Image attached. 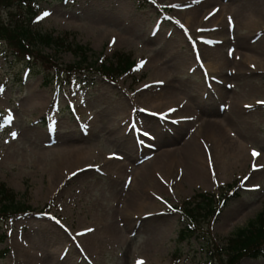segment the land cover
<instances>
[{
  "label": "rangeland",
  "instance_id": "374dc122",
  "mask_svg": "<svg viewBox=\"0 0 264 264\" xmlns=\"http://www.w3.org/2000/svg\"><path fill=\"white\" fill-rule=\"evenodd\" d=\"M219 1H42L30 29L71 44L42 47L61 68L47 84L45 64L27 75L0 40V184L37 210L0 218V264H209L206 239L178 241L185 202L227 185L241 193L210 219L222 245L263 211L264 0H225L223 13ZM17 12L1 8L0 21L27 26ZM119 53L131 54L134 71L67 75L84 55L101 65ZM217 126L226 138L211 143ZM160 143H174L178 157L194 152L205 176L137 159ZM239 264H264V255Z\"/></svg>",
  "mask_w": 264,
  "mask_h": 264
},
{
  "label": "trees",
  "instance_id": "16d2710c",
  "mask_svg": "<svg viewBox=\"0 0 264 264\" xmlns=\"http://www.w3.org/2000/svg\"><path fill=\"white\" fill-rule=\"evenodd\" d=\"M46 1H67V0H0V9L3 7L11 8L16 6L18 9V16L22 17V22L26 21L27 26L19 27L17 23L14 24V20L9 23L0 21V40L6 42L5 55L9 62L19 63L21 67H24L26 74L28 70H33V67L41 62L48 68V74L45 76L46 84L51 74L61 73V68L58 63L52 59V55L45 54L43 46H52L56 52L63 49H69L70 43L64 38H54L52 33L43 34L41 31L34 32L30 29L32 18L39 12L41 8L38 5ZM71 2L76 0H70ZM23 12V15H22ZM16 14L15 12L13 15ZM11 15V16H13ZM24 16V17H23ZM26 19V20H25ZM77 50L83 52L82 46ZM131 56V55H130ZM129 56V54H117L116 61H102V64L97 62L89 63L88 59L84 55L78 63L70 65L66 68L69 72L67 75H82L88 77L90 69H94L99 75H103L113 80L116 74H122L134 68L135 61ZM108 62V64H106ZM67 78V77H66ZM59 88L64 84L60 82ZM2 113L0 112V116ZM226 192L218 196L210 194L208 192L193 197L192 201L188 200L185 207L180 208L181 221L185 223L184 227L179 231V242L190 241L193 237H203L207 240V247L205 255L208 257L209 264H239L240 260L244 257H253L258 259L264 255V209L258 214V216L250 220L246 227L239 229L234 236L229 238L226 245L216 243L212 240L210 234V219L215 215V212L219 208L225 205L228 199L240 195L241 193L234 190V186L227 185ZM37 211L28 206L25 202H20L16 199V193L7 187L4 182L0 184V218L6 221L8 217L13 215L22 214L23 212L34 213ZM41 212L43 210L41 209ZM4 218V219H3ZM207 220V221H206ZM6 233L3 232V236L0 241H4ZM9 249L5 248L3 252L5 254Z\"/></svg>",
  "mask_w": 264,
  "mask_h": 264
},
{
  "label": "bare ground",
  "instance_id": "6f19581e",
  "mask_svg": "<svg viewBox=\"0 0 264 264\" xmlns=\"http://www.w3.org/2000/svg\"><path fill=\"white\" fill-rule=\"evenodd\" d=\"M221 4H220V9L222 10V13L225 12L226 8L227 10L229 9V7L227 6V4L225 3V0H221L219 1ZM220 19H218L217 23L219 25V23L221 22ZM189 21V20H188ZM188 21L187 24L188 26L192 25V23H189ZM248 23H252L251 21V18H249V21H247ZM220 27H224L223 25H219ZM193 28V26H191ZM200 30L202 31H205L207 32L208 29L205 30V28L203 27H199ZM210 30V29H209ZM244 44V42H243ZM157 63H160L161 66H163V68L165 69L166 67L164 66L165 62L164 61H159ZM208 66L206 65V69H215V63H213L212 61H208ZM145 109L148 108L150 109L151 111H157V109L155 107H148V106H145L144 107ZM205 108V111L206 112H210L211 109H208L204 106ZM215 127V126H214ZM222 132H224V128L223 127H220V126H217L216 128H213L211 129L210 132H207L206 133V137L208 138V141H210L211 143L212 142H216V141H219L221 140L222 138H226L224 136V134H222ZM231 142L234 143V146L233 148L235 149L236 151V158L238 160H242V159H246V156H245V147H242V144H240L236 139L234 140H230ZM175 147H174V143H160L159 146H154L152 147V149H148V150H139L137 149V154L138 155L139 153L143 154V155H139L137 159H142V161H147L149 162H152L155 164L156 168L158 170L160 169H163V170H168L172 167H178V169L180 171H182V168L184 169L182 172H184V174L186 175L185 178L186 179H190L191 177H201L203 178L206 174V170H204L205 168L207 167H204L200 168V165H199V160H198V156H195L194 157V152L193 154L191 153V156L190 157H186L189 152L186 154H183L181 155L180 157H178L176 151L174 150ZM65 152V150H64ZM210 152L206 151L205 152V158H207L205 160V165L207 166V162H208V156H210ZM82 158H84V156H82ZM181 164H182V167H181ZM83 167V166H81ZM209 170V169H208ZM64 171V168L62 169V172ZM214 172H211V170L209 171V174L211 177H213V174ZM217 173V172H215ZM135 203H137L138 205H140V202L136 201ZM56 264V263H54Z\"/></svg>",
  "mask_w": 264,
  "mask_h": 264
},
{
  "label": "snow or ice",
  "instance_id": "6c2138e0",
  "mask_svg": "<svg viewBox=\"0 0 264 264\" xmlns=\"http://www.w3.org/2000/svg\"><path fill=\"white\" fill-rule=\"evenodd\" d=\"M172 7H178V5H172ZM50 13H48V12H45V13H43V16H48ZM42 17H38V19H41ZM229 20H230V23H231V18H229ZM231 54V53H230ZM199 58V57H198ZM141 64H143V62H141ZM3 89H2V87H0V91H2ZM258 103H260V104H264V101H258ZM16 134L15 133H13V136H15ZM253 156L255 157V156H257V155H259V153H257L255 150H253ZM255 165H254V169H255ZM247 179V178H246ZM88 231H91V229H89ZM137 264H144V262L142 261V260H140V261H137Z\"/></svg>",
  "mask_w": 264,
  "mask_h": 264
}]
</instances>
